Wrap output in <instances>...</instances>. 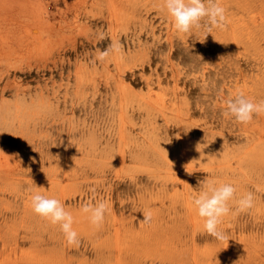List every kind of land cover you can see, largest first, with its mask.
<instances>
[{
  "label": "rangeland",
  "instance_id": "374dc122",
  "mask_svg": "<svg viewBox=\"0 0 264 264\" xmlns=\"http://www.w3.org/2000/svg\"><path fill=\"white\" fill-rule=\"evenodd\" d=\"M221 3L228 29L205 36L163 0H0V264H264V115H224L239 92L264 100V0ZM112 40L122 54L93 64ZM205 178L255 195L222 242L192 204ZM36 192L72 213L79 247ZM89 200L109 205L99 229Z\"/></svg>",
  "mask_w": 264,
  "mask_h": 264
},
{
  "label": "clouds",
  "instance_id": "9594fccd",
  "mask_svg": "<svg viewBox=\"0 0 264 264\" xmlns=\"http://www.w3.org/2000/svg\"><path fill=\"white\" fill-rule=\"evenodd\" d=\"M163 8L166 9L172 26L178 33L189 34L194 29H199L207 36L213 29L225 31L229 26L227 9L222 6L221 0H163ZM105 38L103 34L100 35V40ZM122 52L121 42L112 40L103 50H96L91 62L103 63L110 54H122ZM224 103L226 105L224 115L234 118L238 124H248L252 122L254 116L264 115V100L254 101L243 92L228 98ZM199 187L200 191L193 196L192 204L203 221V231L214 240L222 242L228 239L227 233L219 227L224 222V218L233 212H246L252 209L255 195L248 191L237 199V190L231 183H219L208 178L200 181ZM90 191L95 193L94 188ZM31 207L36 215L59 227L69 246L79 247L81 238L73 228L74 217L64 203L55 197L36 192L31 195ZM81 211L88 214L91 225L99 229L105 222L109 205L104 200H97L94 204L89 200L82 204ZM152 218L150 211L144 212L142 223L148 224Z\"/></svg>",
  "mask_w": 264,
  "mask_h": 264
}]
</instances>
